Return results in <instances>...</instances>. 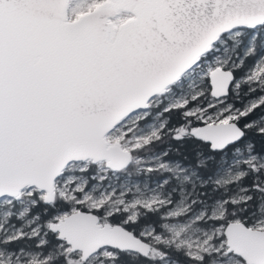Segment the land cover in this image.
<instances>
[{"label":"snow or ice","instance_id":"1","mask_svg":"<svg viewBox=\"0 0 264 264\" xmlns=\"http://www.w3.org/2000/svg\"><path fill=\"white\" fill-rule=\"evenodd\" d=\"M0 264H264V0H0Z\"/></svg>","mask_w":264,"mask_h":264}]
</instances>
